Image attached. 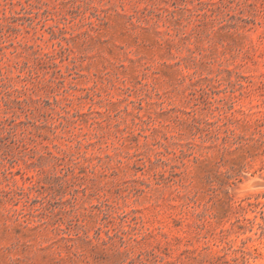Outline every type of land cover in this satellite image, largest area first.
Here are the masks:
<instances>
[{
  "label": "rangeland",
  "instance_id": "1",
  "mask_svg": "<svg viewBox=\"0 0 264 264\" xmlns=\"http://www.w3.org/2000/svg\"><path fill=\"white\" fill-rule=\"evenodd\" d=\"M0 264H264V0H0Z\"/></svg>",
  "mask_w": 264,
  "mask_h": 264
}]
</instances>
